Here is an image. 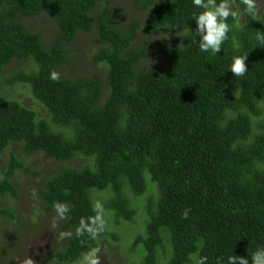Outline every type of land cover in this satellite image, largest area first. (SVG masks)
Wrapping results in <instances>:
<instances>
[{
	"label": "trees",
	"instance_id": "1",
	"mask_svg": "<svg viewBox=\"0 0 264 264\" xmlns=\"http://www.w3.org/2000/svg\"><path fill=\"white\" fill-rule=\"evenodd\" d=\"M231 2L241 26L229 17L228 39L213 55L199 50L193 14L201 9L192 0H130L132 10L109 0H0V77L12 59L31 62L2 82L28 86L50 115L39 119L0 91V154L8 152L0 155V196H16L13 177L27 169L14 152L17 144L22 154L41 151L60 163L37 193L45 211L54 210V201L72 206L62 226L73 237L52 248L49 259L70 264L98 248L97 239L74 233L81 217L95 215L100 193L115 223L134 221L125 189L141 194L145 172L158 200H147L144 232L132 236L142 253L129 264H198L203 256L207 264H226L229 255L251 257L264 247V45L255 38L264 32V8L253 18L243 14L240 0ZM38 14L57 23L49 45L20 21ZM140 27L162 32L156 41L164 67L145 63L153 40L137 45ZM89 30L99 44L94 60L107 66V91L99 75L59 70L66 44ZM247 53L249 71L235 77L227 68ZM51 71L60 73L59 81L49 78ZM76 157L86 160L65 164ZM4 217L11 221L15 213L0 204Z\"/></svg>",
	"mask_w": 264,
	"mask_h": 264
},
{
	"label": "rangeland",
	"instance_id": "2",
	"mask_svg": "<svg viewBox=\"0 0 264 264\" xmlns=\"http://www.w3.org/2000/svg\"><path fill=\"white\" fill-rule=\"evenodd\" d=\"M114 4L119 5L120 9L122 7H126V10L131 8L130 0H109L110 6ZM258 5L259 10L263 9L264 0H258ZM134 13L137 14L138 12L134 11ZM144 14V11H140L139 15L143 17ZM20 21L26 28L38 32L45 45H49L57 36V23L47 15L21 16ZM137 33L139 34L136 41L137 45L146 40H153L151 41L150 56L145 63L164 67L163 62L158 59L160 43L156 41L163 36L162 32L155 34L151 31L142 30L140 27ZM98 45L94 30L81 31L76 34L73 41L66 44L69 53L59 70L62 74L70 77L99 75L103 90L107 91V86L104 83V80L107 79V66L105 63H96L94 60V53ZM30 65L31 62L28 59H12L5 65L0 77V91L8 97L16 99L24 106L33 109L37 118L49 120L48 111L32 96L28 86L21 84L9 87L2 82L4 75H9L17 69L27 68ZM14 152L23 160L27 169L18 170L13 177V183L17 188L16 196H0V204L5 205L6 208L15 213V217L11 221L6 217H4L6 221L0 219V264H26L28 259L32 260V264H60L56 260L49 259L48 254L52 248L62 244L61 240L58 239V234L66 229L62 226V221L59 222L57 228H52L55 212L54 210L48 212L43 209V203L37 193V185L40 180L56 171L60 167V163L44 156L41 151L22 154L19 144L15 146ZM7 154L8 152L5 150L0 155L5 158ZM85 160V158L76 157L65 164L77 166ZM144 176L147 186L141 194L134 195L129 189H125L128 203L135 210L134 221L115 223L111 213L104 209L107 233L97 238V247L100 249L97 255L100 257V264H129L131 261H136L141 255L142 245L140 243H137V247L132 245V236L136 232H144L142 226L140 227V221L146 217L149 202L147 200L150 198L149 200L153 204L158 200V190L155 183L151 180L148 172H145ZM105 196H107L105 193H100L95 197V202L102 203ZM111 233L117 234L112 235ZM159 254L164 260L162 253ZM193 260H195V256H193ZM70 264H83V257L80 261Z\"/></svg>",
	"mask_w": 264,
	"mask_h": 264
},
{
	"label": "clouds",
	"instance_id": "3",
	"mask_svg": "<svg viewBox=\"0 0 264 264\" xmlns=\"http://www.w3.org/2000/svg\"><path fill=\"white\" fill-rule=\"evenodd\" d=\"M174 2V0H173ZM195 8L201 11L194 13V20L196 21L195 33L199 37L198 47L203 53L218 54L224 42L228 39L229 32L232 25L228 23L229 17L237 26H241V15L233 10L231 0H192ZM243 6V14L256 18L259 16L258 0H240ZM259 45H264V32H257L255 34ZM247 54L235 56L227 70H230L235 77H244L249 69L246 64ZM49 78L52 81L60 80V73L51 71ZM95 215L88 217H81L77 227L75 228V237L81 238L87 236L91 240H96L101 236L106 228L107 223L104 217L103 204L99 201L92 206ZM53 209L55 216L52 220V228H57L60 221L66 220L72 210V206L67 202L54 201ZM190 209H185L182 212V218H189ZM73 232L68 230L60 231L58 234L59 240L72 238ZM100 252L99 248H91L83 256V264H100V257L97 255ZM264 264V247L258 248L251 256L229 255L226 259V264ZM208 258L203 256L199 259L198 264H207ZM26 264H32V260L28 259ZM217 264H221L218 260Z\"/></svg>",
	"mask_w": 264,
	"mask_h": 264
}]
</instances>
